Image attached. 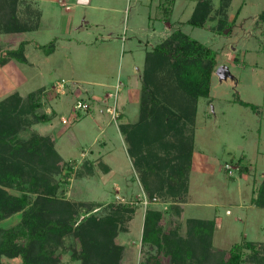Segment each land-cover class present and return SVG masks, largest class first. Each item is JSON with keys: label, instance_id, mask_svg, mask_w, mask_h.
<instances>
[{"label": "rangeland", "instance_id": "obj_1", "mask_svg": "<svg viewBox=\"0 0 264 264\" xmlns=\"http://www.w3.org/2000/svg\"><path fill=\"white\" fill-rule=\"evenodd\" d=\"M25 1L41 10L42 17L37 29L0 33V58L22 43L27 58L0 64V101L17 94L27 102L29 95L39 94L37 115L48 114L50 120L21 134L27 138L34 131L50 137L63 169L72 165L69 175L63 171L56 180L67 179L61 181L60 196L84 203L81 218L103 217L114 203L135 209L117 236L124 247L121 264L172 261L142 241L148 208L165 212V232L176 227L184 236L190 219L212 220L213 245L220 249L246 240L264 242V207L256 203L264 180V22L259 17L264 0H231L223 31L211 28L216 20L203 28L187 23L198 0ZM212 2L215 16L221 0ZM25 4L19 10L26 17ZM175 29L213 48L217 65L210 94L198 98L194 121L186 129L192 140L186 187L179 189L178 198L150 200L143 180L151 183L155 170L138 169L121 126L141 118L146 52ZM21 217V211L8 215L0 228L17 226ZM74 245L80 249L79 239L64 237L55 249L57 264H81L72 257ZM244 251L245 256L251 252ZM2 260L23 264L20 256Z\"/></svg>", "mask_w": 264, "mask_h": 264}, {"label": "trees", "instance_id": "obj_2", "mask_svg": "<svg viewBox=\"0 0 264 264\" xmlns=\"http://www.w3.org/2000/svg\"><path fill=\"white\" fill-rule=\"evenodd\" d=\"M20 3H26V17L20 14ZM230 3L231 0H221L214 16L212 0H198L187 23L203 28L208 21L216 20L211 28L223 31ZM32 8L25 0H0V33L37 29L41 10ZM259 17L264 22V10ZM168 19L167 15L165 20ZM24 50L22 43L0 58V64L11 59L27 62ZM216 56L213 48L181 29L173 30L146 52L141 118L138 123L123 124L121 130L130 142L128 152L138 169L145 173L155 170L151 183L145 177L143 180L150 200L181 196L179 189L186 184L192 154V140L187 139L186 129L194 121L198 98L210 94ZM40 106L39 94L29 95L27 102L17 94L0 101V221L22 212L17 226L0 228V264H8L3 256H20L23 264H57L55 249L68 234L81 242L80 249L74 245L72 252L73 259L81 260V264H121L124 247L117 242V236L126 230L125 222L131 220L135 209L114 203L103 217L91 214L81 218L79 208L84 203L60 196L61 181L67 179L58 181L57 175L63 171L69 175L72 165L63 169L50 137L34 131L27 138L21 134L34 123L50 120L48 114L37 115ZM168 135L173 139L169 140ZM168 167L170 173H161ZM12 188L20 194L13 193ZM256 203L264 207V180ZM164 213L154 208L146 210L142 241L169 255V264H243L246 260L264 264V242L246 240L229 250L220 249L213 245L212 220L190 219L184 236L176 227L165 232ZM245 248L251 250L246 256ZM151 264L162 263L156 259Z\"/></svg>", "mask_w": 264, "mask_h": 264}, {"label": "crops", "instance_id": "obj_3", "mask_svg": "<svg viewBox=\"0 0 264 264\" xmlns=\"http://www.w3.org/2000/svg\"><path fill=\"white\" fill-rule=\"evenodd\" d=\"M36 1V4H37V0H35ZM43 1H46V2H48V4L49 3H53L54 1L53 0H43ZM59 3L61 2L60 0H57ZM60 4H62V3H60ZM67 8H68V6H67ZM42 17V16H41ZM20 35H21V33H20ZM10 37H12V36H10ZM19 39V38H18ZM20 40L21 41H26V43H29V42H31L32 41V39L31 38H27V39H24V38H20Z\"/></svg>", "mask_w": 264, "mask_h": 264}]
</instances>
